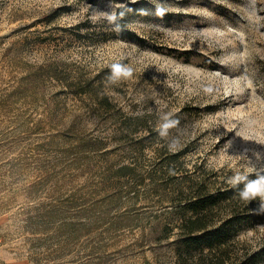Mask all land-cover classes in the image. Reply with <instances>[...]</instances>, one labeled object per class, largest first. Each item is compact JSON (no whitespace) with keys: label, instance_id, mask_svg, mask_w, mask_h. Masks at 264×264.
I'll use <instances>...</instances> for the list:
<instances>
[{"label":"rangeland","instance_id":"obj_1","mask_svg":"<svg viewBox=\"0 0 264 264\" xmlns=\"http://www.w3.org/2000/svg\"><path fill=\"white\" fill-rule=\"evenodd\" d=\"M226 188L230 264L264 248V0H0V264H178Z\"/></svg>","mask_w":264,"mask_h":264},{"label":"trees","instance_id":"obj_2","mask_svg":"<svg viewBox=\"0 0 264 264\" xmlns=\"http://www.w3.org/2000/svg\"><path fill=\"white\" fill-rule=\"evenodd\" d=\"M232 195V188H226L225 190H218L216 193H202L188 199L187 209L190 211V215L184 217L178 225L181 231L179 241L181 253L179 252V258L177 259L178 264H227L221 255H210L211 253L205 255L203 251L205 248L213 251L214 247L220 246L231 235L229 229L232 223L239 220V218H234L237 215L232 214L220 224L210 228V215L205 210L212 208L220 201H226ZM242 214L248 215L249 213ZM193 252H197V259L191 263L189 257H195ZM230 264H264V248Z\"/></svg>","mask_w":264,"mask_h":264},{"label":"clouds","instance_id":"obj_3","mask_svg":"<svg viewBox=\"0 0 264 264\" xmlns=\"http://www.w3.org/2000/svg\"><path fill=\"white\" fill-rule=\"evenodd\" d=\"M117 71H119V69H117Z\"/></svg>","mask_w":264,"mask_h":264}]
</instances>
